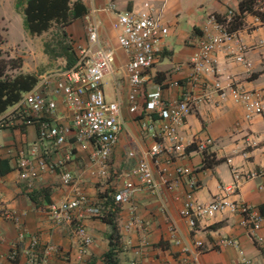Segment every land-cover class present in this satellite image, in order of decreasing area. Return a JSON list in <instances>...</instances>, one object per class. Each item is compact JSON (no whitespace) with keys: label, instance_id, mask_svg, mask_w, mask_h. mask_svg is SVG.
<instances>
[{"label":"crops","instance_id":"crops-1","mask_svg":"<svg viewBox=\"0 0 264 264\" xmlns=\"http://www.w3.org/2000/svg\"><path fill=\"white\" fill-rule=\"evenodd\" d=\"M81 1L88 9L87 14L96 10L95 18L101 22V38L115 49L118 69L112 80L116 92L114 95L112 91L105 90V93L108 100L122 103L127 127L120 135L108 167L104 169L91 166L92 148L77 143L74 138L60 149L50 141L41 142L36 125L21 126L17 123L0 130V158L8 161L12 168L0 177V264H90L93 260L95 264H106L104 256L111 249L109 236L112 228L109 224L100 218L80 216L79 210L72 223L57 224L50 218L48 207L73 198L77 191L84 193L90 202L102 205L101 196H114L129 181L138 184L131 172L142 153L160 139L153 137L149 131H142L141 124L150 122L156 130L165 124L156 115L150 117L144 105L140 106L137 114L129 111L128 57L118 48L113 28L115 12L109 10L110 4H115L119 12L140 8L144 0ZM230 1L232 7L227 5L226 0H213L205 15H201L200 11L197 13L196 9H187L182 13V0H171L165 10L164 18L170 33L165 39L159 62L148 73L145 93L152 92L158 85L163 88L166 100L179 99L187 90L204 99L194 106L178 129L185 145L183 152L176 155L165 151L160 156L157 169L164 172L167 185L159 194L142 191L132 202L119 205L116 219L121 236L119 264H264V220L258 228L251 230L241 224V215L218 214L209 222H198L192 230L180 215L192 184L196 186L194 198L200 203H209L222 193L224 187L234 182L236 171L244 176L264 169V114L248 120L242 104L236 103L230 96L221 98L209 88L219 80L227 90L237 86L257 92L264 106V48L260 47L264 41V21L256 22L254 14H248L244 27L237 32L240 45L246 48L243 63L236 60L240 54L238 43L229 42L216 53L214 72L203 78L207 88L204 89L200 83L196 86L189 84L193 73L190 61L198 52L208 18L215 14L224 15L229 9L238 12L242 0ZM162 2L154 0L152 4L159 8ZM235 2L237 7H234ZM26 3L27 0H0V35H4L3 31L9 30L18 20L17 12L22 13L20 24H25ZM6 4L9 6L7 12L2 9ZM84 18L64 28L77 47L86 44ZM46 33L38 36L43 45L47 41L44 38ZM0 48L6 57L23 60L22 68L12 71V74L39 77L36 69L26 67L28 59L37 57L33 49L20 56L13 53V49L11 52L6 50L4 45ZM38 54L46 57L45 51ZM118 72L123 73L120 80L116 78ZM51 118L58 124L71 123L62 99H58V109ZM208 139L211 145L205 152L200 151L198 143ZM31 148L38 149V155L45 158L49 170L42 172L36 168L35 173H27L20 167L22 157L29 158ZM68 154L70 160L67 159ZM207 154L220 162L205 168ZM65 160L68 161L60 166L59 162ZM33 163L36 164V161ZM177 168L189 173L179 175ZM65 170L73 177L68 185L63 181ZM233 198L264 216V176L243 180L239 193ZM79 222L93 239V244L86 250H82L77 235ZM173 225L182 245L174 243ZM23 227L27 232L21 238ZM33 237L38 239L39 245L31 252ZM222 239L235 240L239 245L220 246ZM197 242L203 244V252L198 262L194 263L192 253ZM185 247L190 251L184 252ZM13 254H16V260H12Z\"/></svg>","mask_w":264,"mask_h":264},{"label":"built area","instance_id":"built-area-1","mask_svg":"<svg viewBox=\"0 0 264 264\" xmlns=\"http://www.w3.org/2000/svg\"><path fill=\"white\" fill-rule=\"evenodd\" d=\"M153 1L144 0L140 8L124 12L117 11L115 4L109 6V10L115 12L113 28L116 31L118 48L128 57L126 73L129 85V111L137 114L140 106L144 105L150 117L156 115L165 122L157 130L150 122L141 124L142 131H149L153 137L160 139L142 153L131 172V176L138 184L126 182L114 195V201L118 205L132 202L142 191L159 194L163 186L167 185L168 179L164 172L157 169L160 156L165 151L176 155L183 152L185 145L179 137L178 129L185 123L194 106L204 99L203 96L200 98L187 90L179 99L166 100L163 97V88L158 85H155L152 92L145 93V85L149 81L148 73L159 62L165 39L170 33L164 13L171 0H163L159 8L153 6ZM255 12V20L260 23L261 15L264 14V0L257 1ZM95 14L96 10H93L84 18L86 44L76 47L75 64L70 68H57L39 76L35 86L23 94L21 99L9 108L10 111L0 118V130L17 123L24 126L36 125L39 140L50 141L60 149L74 138L77 143L92 148L91 166L104 169L108 167V161L127 125L122 115V103L119 100H108L106 97L103 82L108 76H114L117 55L114 48L103 42L101 22L95 18ZM222 16L226 19L225 22L219 21L215 15L208 18L198 52L190 61L193 72L189 79L191 86L200 83L204 89L207 88L203 78L214 72V65L217 63L216 53L229 42L234 41L239 45L240 54L236 58L237 62L245 61L246 48L240 45L238 31H230L228 27V23L235 16V11L229 9ZM260 47L264 48V41L260 43ZM209 88L221 98L230 96L236 103L242 104L248 120L264 114L263 100L257 92L237 86L227 90L219 80L212 83ZM141 97H144L142 103ZM58 99H62L70 114L69 125L52 122L51 117L58 109ZM18 120L21 122H17ZM211 143L209 139L202 140L198 143V149L205 152ZM28 156L27 159L22 157L20 162V167L27 173H35L36 168L42 172L50 169L45 158L38 155L37 148H31ZM67 156L70 160V155ZM68 160L59 162V165H64ZM33 161H36V164ZM176 171L179 175L189 173L182 168H177ZM260 176H264V169L244 176L236 171L234 182L224 187L222 193L209 203H200L194 198L196 186L192 184L180 215L187 220L192 230L196 228L198 222H209L218 214L241 215V224L254 230L262 224L264 216L233 197L239 193L243 180ZM63 181L66 185L73 181L71 173L67 170L63 173ZM78 210L83 217L103 216L102 208L90 202L81 191H77L73 198L49 205L48 214L57 224L72 223ZM171 230L174 234V243L182 245L181 240L176 237V226L173 225ZM26 232L24 227L21 228L20 237L24 238ZM77 235L82 250L93 244V239L81 222L77 225ZM31 239L30 250L33 252L39 241L35 237ZM202 245L200 242L196 243V249L192 253L194 263L198 262L203 252ZM219 245L238 247L239 244L232 239H222ZM183 251L188 252L190 249L185 247ZM12 260H16V254L12 255Z\"/></svg>","mask_w":264,"mask_h":264},{"label":"trees","instance_id":"trees-1","mask_svg":"<svg viewBox=\"0 0 264 264\" xmlns=\"http://www.w3.org/2000/svg\"><path fill=\"white\" fill-rule=\"evenodd\" d=\"M257 1L242 0L240 2L238 12L235 11V16L228 23L230 31H239L244 27L246 15L256 13L255 4ZM87 13L88 9L81 0H28L24 9L25 24L33 36H41L50 31L54 24L65 28L86 16ZM215 16L221 22L226 21L222 15L215 14ZM261 20L264 21V14L261 15ZM63 34L64 36L67 35L66 32H63ZM76 47L75 44L73 48L70 46L62 47L63 53L60 57H64L67 60V68L72 67L76 62ZM49 49L51 48L46 43L45 53L51 56L53 53ZM22 66L23 60L21 58L6 57L0 48V116L15 105L23 94L30 91L38 81V77L32 74H12V71L19 70ZM219 162V160L207 154L204 158V167H211ZM11 170L12 168L9 166L8 161L0 158V177ZM31 197L35 198L32 195ZM100 198L103 199V204L99 205L103 212V216L100 219L112 228L109 236L111 249L105 254L104 260L106 264H119L118 255L121 236L116 219L120 207L115 203L114 196L105 195ZM90 264H95V261L93 260Z\"/></svg>","mask_w":264,"mask_h":264},{"label":"rangeland","instance_id":"rangeland-1","mask_svg":"<svg viewBox=\"0 0 264 264\" xmlns=\"http://www.w3.org/2000/svg\"><path fill=\"white\" fill-rule=\"evenodd\" d=\"M28 1V0H27ZM213 0H182V6L183 11L182 13H185L187 9H196L195 11L197 13H201V15H205L208 13V8L211 7V2ZM227 5L231 6V1L226 0ZM197 3L196 8L194 7ZM202 5V6H201ZM11 7V6H10ZM234 7H237V3H234ZM7 8H9L8 4L5 5L4 8H2L4 11L7 12ZM203 11V12H201ZM21 12H17L18 20L14 21L11 28L9 30H4L3 34L0 35V47L1 45L5 46V49L11 52L13 49V53H16L17 55L23 56L22 53H29L31 49H33L37 54L36 58H29V54L27 57V68L29 70H37V73L39 76L45 74L48 71L57 69V68H63L66 67L67 60L64 57H60V55L63 53L62 47H72L75 44V42L68 36H64L63 32H66L64 28L61 26L54 24L53 27L44 35L46 38V43L49 44L50 48L49 50L52 51L53 55L49 56V59L47 60L46 57L48 56L45 54L46 57H44L41 54H38V52L45 51V48L42 42L41 37L38 36H32L30 35L28 29L26 28L24 22L20 24V16ZM185 15V14H184ZM23 19V18H22ZM24 20V19H23ZM4 36L5 37V43H4ZM7 39V40H6ZM33 43H32V41ZM4 43V44H3ZM117 46V45H116ZM33 55V54H31ZM26 58V56H25ZM118 63L114 64V69L117 71ZM123 77L122 72H118L116 74V78L120 80ZM104 90L106 91H112L115 95V88L113 85V80L111 76H108L105 78L103 82ZM115 98V97H114ZM116 99V98H115ZM17 122H21V120H18ZM18 125L23 126L22 123H19Z\"/></svg>","mask_w":264,"mask_h":264}]
</instances>
